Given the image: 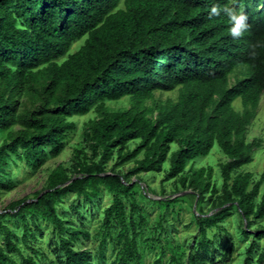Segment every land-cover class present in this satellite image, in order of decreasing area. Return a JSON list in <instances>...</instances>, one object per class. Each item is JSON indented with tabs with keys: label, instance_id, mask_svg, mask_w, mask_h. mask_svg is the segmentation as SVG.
<instances>
[{
	"label": "trees",
	"instance_id": "trees-1",
	"mask_svg": "<svg viewBox=\"0 0 264 264\" xmlns=\"http://www.w3.org/2000/svg\"><path fill=\"white\" fill-rule=\"evenodd\" d=\"M213 3L243 11L250 28L233 38L231 22L223 11L209 17ZM77 42L81 44L74 48ZM36 84L42 98L16 120L13 91L32 93ZM173 91H177L175 102L167 99L143 107L155 92ZM263 94L264 0H0V129L7 130L14 123L21 126L16 132L8 131L0 144V189L11 188L12 179L6 173L9 165L16 168L22 162L35 170L47 157L58 156L74 129V123L67 120L73 116L95 113L85 125V136L91 157L99 156L97 161L81 163L73 180L57 165L41 191L12 202L13 213H2L0 219L7 215L25 222L28 215L31 223L38 219L48 223L58 238L62 264H106L103 248L111 229L118 227L119 259L112 264L137 263L141 255L133 214L138 208L132 195L136 183L128 177L160 171L159 163L167 161L166 177L175 178L189 161L208 155L216 146L227 158L219 165L222 194L213 205L215 212L195 217L200 239L188 255L191 264H203L214 252L207 230L217 228L232 208L245 221V229L264 220V194L256 202L264 169L250 189V172L231 176L251 161L253 149L261 144L258 139L246 142L245 132ZM123 97L130 99L129 108L106 109L107 101ZM235 99L242 106L239 113L232 108ZM152 112L154 117L149 116ZM132 141L137 146L123 155ZM171 144L177 148L169 152ZM114 150L115 168L141 151L144 158L124 174L114 169L107 172L104 161ZM211 174V168H200L188 185H203L202 191L215 194ZM185 182L181 180L183 189ZM102 191L111 195L112 202L102 214L103 233L94 263L87 251L73 247L83 233L67 230L56 206L69 193L87 204ZM180 192L176 189L175 194ZM176 199L164 204L167 207ZM23 227L18 238L0 222L4 235L0 264H36L15 244L20 239L27 245L32 238L30 229ZM243 233L247 236L246 230ZM252 234L243 264H254L252 255L264 239V225ZM12 252L20 262L10 257ZM263 259L264 252L257 262ZM171 261L177 262L174 257ZM153 264H161V255Z\"/></svg>",
	"mask_w": 264,
	"mask_h": 264
},
{
	"label": "rangeland",
	"instance_id": "rangeland-1",
	"mask_svg": "<svg viewBox=\"0 0 264 264\" xmlns=\"http://www.w3.org/2000/svg\"><path fill=\"white\" fill-rule=\"evenodd\" d=\"M81 43L74 44V48ZM234 75L230 76V83L234 82ZM44 82L41 80L39 82ZM39 84L35 85L32 93L23 91L19 95L17 89L13 91V98L16 103L13 105L14 118L17 120L22 112L32 110L42 98L40 95ZM29 88V86H28ZM167 99L177 100V91L168 93L155 92L151 100L144 103L143 107L150 108L155 102L164 103ZM154 102V103H152ZM131 105L128 97H123L117 101H107L105 107L107 110L116 111L127 109ZM232 108L236 112L242 111L239 99L232 102ZM154 117L155 112L149 114ZM95 113L90 111L87 115L73 116L68 121L74 123V129L70 131L65 139L64 148L56 157H47L43 164L31 170L25 167L24 163L17 162V167L9 165L6 173L12 179L11 188L8 190L0 189V214H11L9 205L12 202L23 198H32L36 192L41 191L46 184L48 174L57 166L61 165L67 174L75 178L77 169L83 162H94L99 159L91 157L89 141L86 140V123L93 119ZM21 126L14 123L9 129H0V144L8 131L16 132ZM258 139L261 144L253 149L251 161L236 169L231 176L240 172H250L252 174L251 184L255 183L264 169V94L261 95L256 113L251 119L245 132V141ZM137 142L132 141L124 148L123 155L132 151ZM177 146L170 145L169 152L176 150ZM157 147L152 148L151 153ZM116 150L111 157L104 161V169L109 172L114 169L120 174H124L135 168L136 164L144 158V152L141 151L135 159L129 160L123 165L114 167L117 161ZM227 158L215 146L208 155L197 157L187 163L186 170L179 176L168 179L166 169L168 162H160V171L144 172L137 175H130V183L136 185L132 190L133 199L136 202L138 212L133 214V220L137 232V246L141 255L139 262H129L128 264H153L154 260L161 255V264H191L188 255L196 250V243L200 239L195 217L200 213L210 215L217 209H214L216 199L221 196V176L219 165L224 163ZM200 168H211L212 174L209 179L211 185L215 186L217 193L211 194L210 190L202 191L200 188L188 185V181L195 178V171ZM185 179L186 188L181 186V180ZM203 178V184L207 181ZM194 185V184H193ZM176 189H180L179 194H175ZM264 194V182L261 184L260 192L256 202ZM177 198L175 202L169 203L166 207L165 200ZM112 202L111 195L106 191L98 196L91 203L85 204L81 197L75 193L65 195L61 202L56 206L58 216L66 222L67 230L73 229L82 232L78 241L73 243L75 249H82L89 253L91 261L97 262L99 242L102 237V214ZM128 212V204L126 203ZM141 221V225H138ZM0 222L13 231L18 238L23 235L24 227L30 229L29 235L32 238L27 240V245H23L20 239L15 241L16 246L24 255L32 256L36 264H62L63 257L59 250L58 238L52 233V227L38 219L36 223L30 222V217L25 215V222L20 217L5 215ZM264 220L254 222L252 226L245 229V221L239 215V212L232 208L226 219L218 224L217 228H209L207 236L213 241L214 252L211 256L204 259L203 264H243L245 251L253 239V231L262 228ZM246 230L247 236L244 235ZM118 227L111 229V237L103 248L106 264H112L119 259L120 246L116 243L115 236ZM4 235L0 231V246H4ZM264 252V239L258 241V245L253 252L254 264H264L257 262L258 256ZM10 257L20 262L17 254L10 253ZM175 258L177 262L171 261Z\"/></svg>",
	"mask_w": 264,
	"mask_h": 264
},
{
	"label": "clouds",
	"instance_id": "clouds-1",
	"mask_svg": "<svg viewBox=\"0 0 264 264\" xmlns=\"http://www.w3.org/2000/svg\"><path fill=\"white\" fill-rule=\"evenodd\" d=\"M223 11L229 18L231 25L229 28V33L233 38H239L244 35V33L250 28L248 23V17L243 11H235L228 7H221L218 3H213L210 11L209 17L220 15Z\"/></svg>",
	"mask_w": 264,
	"mask_h": 264
},
{
	"label": "water",
	"instance_id": "water-1",
	"mask_svg": "<svg viewBox=\"0 0 264 264\" xmlns=\"http://www.w3.org/2000/svg\"><path fill=\"white\" fill-rule=\"evenodd\" d=\"M72 180H73V178H72ZM70 182H71V181L67 182L65 185L69 184Z\"/></svg>",
	"mask_w": 264,
	"mask_h": 264
}]
</instances>
